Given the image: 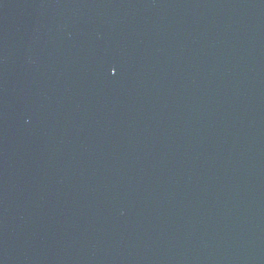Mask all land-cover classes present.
Returning <instances> with one entry per match:
<instances>
[{
    "label": "water",
    "instance_id": "water-1",
    "mask_svg": "<svg viewBox=\"0 0 264 264\" xmlns=\"http://www.w3.org/2000/svg\"><path fill=\"white\" fill-rule=\"evenodd\" d=\"M0 264H264V0H0Z\"/></svg>",
    "mask_w": 264,
    "mask_h": 264
}]
</instances>
